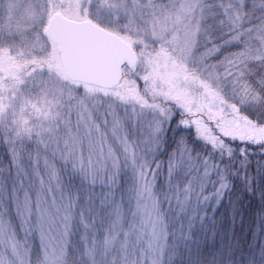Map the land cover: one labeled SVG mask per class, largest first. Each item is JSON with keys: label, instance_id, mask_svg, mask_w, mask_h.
Returning <instances> with one entry per match:
<instances>
[{"label": "rangeland", "instance_id": "374dc122", "mask_svg": "<svg viewBox=\"0 0 264 264\" xmlns=\"http://www.w3.org/2000/svg\"><path fill=\"white\" fill-rule=\"evenodd\" d=\"M258 1L204 0L211 35L215 29L225 30L230 37L242 34L238 44L245 47L244 55H225L234 59L238 56L241 63L233 69L235 75L222 83H212L218 97L194 83L182 85L187 94L179 104L162 95L155 100L149 96L150 101L164 107L173 118L164 121L156 144L144 132L155 125L158 109L144 110L143 126L135 121L126 124L120 134L128 135L135 151L133 156L123 152L122 145L112 137L110 113L115 109L123 115L124 105L113 93L124 80H138L144 74L139 61L133 69L123 70L121 82L111 90L70 82L62 72L58 47L50 43L42 31L38 36L32 32L33 27L41 29L39 21L45 0H0V37L10 41L17 34L27 32L30 43L36 46L37 56L52 57L49 86L58 98L57 111L60 112L58 143L48 140L47 146L39 144V138L33 134L32 138H22L26 147L20 149L21 140H16L19 172H26V176L33 173L30 181L33 185L29 190L25 189L31 193V218L15 206L0 212L4 219L9 217L7 220L11 224L7 233L0 234L4 241L0 243V261L14 264V254L7 242L13 230L19 255H26L27 261L30 256L31 264H171L177 249L183 251L181 255L185 253L191 264H201L207 259L212 261L215 249L205 250L204 246L206 239H212L214 234H206L208 237L205 238L198 236L197 230H205L213 222L215 211L228 190L221 169L183 143L166 163L160 162L159 157L166 130L173 120L185 129H192L198 140L208 144L215 143L221 135L247 137L253 142L264 143V127L254 126L240 115L243 108L253 109L258 104L257 95L248 91L245 85L246 73L242 70L252 59L264 60V42L261 41L264 37V0L257 5ZM116 2L118 0H56V11L70 20L96 21L111 28L112 33L117 32L121 36L114 34L133 48L137 57L145 44L147 51H151V40L146 39L143 32L138 34L137 24L113 11ZM234 43L237 42L231 44ZM231 44H225V47ZM41 48L45 51L41 52ZM32 93L35 94V89ZM181 121H187V124ZM13 127L10 123L8 130L0 127V141L8 147V153L11 145L6 139L14 136ZM102 134L108 144L119 149V167L112 169L117 173L112 181L102 179L105 174L100 171L93 182L91 175L84 176L65 165L62 150L65 140L78 136L87 154L90 140L96 142ZM145 160L149 164L154 160L159 164L158 171L153 169L155 178L148 176L153 183L152 195L159 202L155 209L152 199L143 190L140 166ZM185 197L190 198L186 200ZM80 198H83L82 203ZM25 203L26 197L23 205ZM41 204L44 206L42 221L41 217L33 216L36 206L41 210ZM23 216L28 220L27 224H22ZM41 231L44 240H41ZM173 244L177 246L174 250Z\"/></svg>", "mask_w": 264, "mask_h": 264}, {"label": "snow or ice", "instance_id": "6c2138e0", "mask_svg": "<svg viewBox=\"0 0 264 264\" xmlns=\"http://www.w3.org/2000/svg\"><path fill=\"white\" fill-rule=\"evenodd\" d=\"M56 7V0H45L44 12L39 21L41 29L33 27V33L38 36L42 31L45 36H50L52 21L61 15L56 11ZM113 7L116 13H122L128 22L137 24L138 34L143 32L145 38L151 40L153 44L151 51H147L145 44L139 57L134 54L129 60L134 66L139 61L144 74L138 80H124L113 93L124 105V110L123 115L115 109L111 111V135L122 145L123 152L135 156L128 135L120 134L123 127L130 121L143 126L144 110L158 109L159 118L156 119L155 125L144 132L152 143L156 144L159 134L163 131L164 121L173 118L164 107L150 101L149 96L155 100L158 95H162L179 104L187 94V89L182 85L194 83L206 93L218 97L219 94L214 92L212 83H222L235 75L233 69L241 63L238 56L244 55L242 50L235 59L225 56V44H231L233 41L238 43L243 37L242 34L235 35L229 40L217 42L206 23L204 0H118ZM117 19H120L119 15ZM261 41L264 42V37H261ZM241 48L243 49V46ZM40 51L43 52L45 49L41 48ZM52 67V57H38L36 46L30 43L27 32L17 34L10 41L0 37V127L8 130L9 123L14 126L11 129L14 136L6 139L11 145L10 153L14 160L18 154L17 139L21 140L20 149L26 147L22 138H32L33 134L39 138V144L47 146L48 140L58 143L56 136L60 131L57 127L60 117V112L57 111L58 98L49 86L48 76ZM29 84L31 88L28 87ZM32 89H35V94L32 93ZM105 123L107 124V121ZM181 123L187 124V121ZM96 130L99 131L98 126ZM64 144L65 148L62 151L65 153L63 156L65 165H70L84 176L91 175L93 182L100 171L105 174L102 179L112 181L115 178L117 173L112 169L119 167L117 155L119 149H116L114 144H108L103 134L96 142L90 140L87 154L78 136L69 137ZM140 167V175L144 179L143 190L152 199L155 209L159 202L152 195L153 183L148 180V176L155 178L153 169L158 171L159 164L155 160L151 164L145 160ZM52 175L55 178V169ZM25 197L24 207L27 218L30 219L31 200L27 193ZM189 198L185 197L186 200ZM24 222L27 223V219ZM9 223L4 220L3 213H0V234L7 233ZM44 238V232L41 231V240ZM2 242L4 241L0 239V243ZM7 242L13 254L17 256V264H24L19 259L14 230L7 237ZM0 264L12 262L3 260ZM28 264H31L30 256Z\"/></svg>", "mask_w": 264, "mask_h": 264}, {"label": "trees", "instance_id": "16d2710c", "mask_svg": "<svg viewBox=\"0 0 264 264\" xmlns=\"http://www.w3.org/2000/svg\"><path fill=\"white\" fill-rule=\"evenodd\" d=\"M261 3L259 0L257 5ZM112 9L116 13L115 8ZM99 26L112 30L100 24ZM212 37L217 42H221L228 40L230 35L225 30L215 29ZM241 46L243 45L238 43L226 46L224 55L236 56L245 49ZM242 70L246 73L245 85L249 87H247L248 91L257 95L258 104L253 109L243 108L240 115L254 126L263 128L264 60L252 59ZM182 143L219 167L228 185V190L215 211L213 222L209 223L205 230H197V235L205 238L208 237L206 234H214L212 239L209 237L206 239L204 246L205 250L215 249L212 261L202 260L201 264H264V143L253 142L247 137L221 135L215 143L208 144L198 140L192 129H185L177 120H173L164 136L160 162L166 163ZM7 149L8 147L0 141V212L9 206L12 208L15 206L26 213L23 205V199L25 200L23 190L32 199L31 193L25 189L29 190L32 187L30 181L33 179V173L29 172L27 176L26 172L23 173L24 175L21 174L18 170V160H14ZM158 186H161L159 182ZM79 202L82 203L83 198H80ZM40 207L41 210L36 206L33 216L42 217L43 204ZM6 218L9 220V217ZM7 219L4 220L9 222ZM21 221L25 224L24 216ZM10 227L9 223L8 229ZM174 246L177 247L173 244V250ZM182 252L178 249L174 251L175 260L171 264H191L185 253L181 255ZM204 254L208 253L204 252ZM16 257V255L12 256L14 264H17ZM19 259L24 264H28L26 255H19Z\"/></svg>", "mask_w": 264, "mask_h": 264}, {"label": "water", "instance_id": "95a60500", "mask_svg": "<svg viewBox=\"0 0 264 264\" xmlns=\"http://www.w3.org/2000/svg\"><path fill=\"white\" fill-rule=\"evenodd\" d=\"M45 37L58 47L62 72L70 82L111 90L121 82L124 69L135 67L129 63L133 48L90 20L74 21L60 15Z\"/></svg>", "mask_w": 264, "mask_h": 264}]
</instances>
